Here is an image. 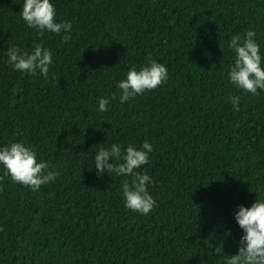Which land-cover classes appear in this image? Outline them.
I'll return each mask as SVG.
<instances>
[{
  "label": "trees",
  "instance_id": "obj_1",
  "mask_svg": "<svg viewBox=\"0 0 264 264\" xmlns=\"http://www.w3.org/2000/svg\"><path fill=\"white\" fill-rule=\"evenodd\" d=\"M23 2L0 0V147L23 142L59 175L33 192L0 165V264H225L238 254L235 213L264 201V91L230 82L228 45L252 30L264 57V0H50L56 21L72 24L70 42L30 28ZM38 44L52 51L47 79L5 55ZM149 57L167 82L121 103L118 82ZM145 140L153 151L137 171L157 202L148 215L125 207L130 177L95 168L101 148Z\"/></svg>",
  "mask_w": 264,
  "mask_h": 264
},
{
  "label": "clouds",
  "instance_id": "obj_2",
  "mask_svg": "<svg viewBox=\"0 0 264 264\" xmlns=\"http://www.w3.org/2000/svg\"><path fill=\"white\" fill-rule=\"evenodd\" d=\"M21 17L26 24L43 33L45 31L61 34L64 42L72 40L71 22H57L56 9L50 0H24ZM256 33L247 30L243 35H233L228 47L234 51V64L230 66L228 77L230 82L245 93L257 96L258 90L264 91V57L260 53V45L255 39ZM5 55L14 70L21 73L40 75L47 79L52 63V51L43 44L35 45L31 52L18 46H9ZM149 59V64L132 67L127 72L126 79L118 82L119 100L124 103L137 95L151 92L165 84L168 80V69L155 60ZM113 99L116 95L113 94ZM234 111H239L240 96L229 98ZM108 98L99 100L100 112L108 111ZM153 146L145 140L140 149L128 145L124 153L121 145L112 144L110 149L101 148L95 155L97 175L115 173L117 176H127L122 184L125 207L142 215L150 214L156 207V200L150 195L148 185L151 178L137 169L149 163V154ZM123 161L114 163L113 161ZM0 165L6 170L13 182L30 188L33 192L57 179L58 173L50 171L51 167L44 161H37L35 150L23 142H14L0 147ZM0 180L3 177L0 176ZM235 220L243 230L240 238L238 254L225 256L223 244L215 247V253L225 256V264H264V201L257 199L251 207L239 206Z\"/></svg>",
  "mask_w": 264,
  "mask_h": 264
}]
</instances>
